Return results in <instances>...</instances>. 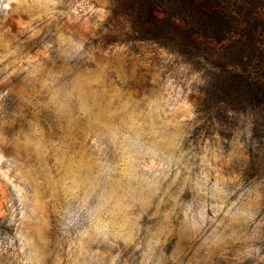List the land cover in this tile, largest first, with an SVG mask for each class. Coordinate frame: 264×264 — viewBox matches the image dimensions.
<instances>
[{"label": "rangeland", "instance_id": "374dc122", "mask_svg": "<svg viewBox=\"0 0 264 264\" xmlns=\"http://www.w3.org/2000/svg\"><path fill=\"white\" fill-rule=\"evenodd\" d=\"M117 2L0 0V264H264L251 113Z\"/></svg>", "mask_w": 264, "mask_h": 264}, {"label": "trees", "instance_id": "16d2710c", "mask_svg": "<svg viewBox=\"0 0 264 264\" xmlns=\"http://www.w3.org/2000/svg\"><path fill=\"white\" fill-rule=\"evenodd\" d=\"M117 5L136 40L177 52L190 66L199 64L210 103L225 113H251V131L264 138V0H118Z\"/></svg>", "mask_w": 264, "mask_h": 264}]
</instances>
